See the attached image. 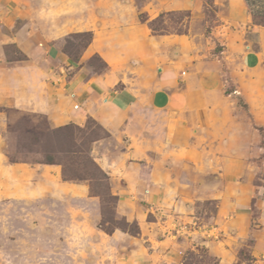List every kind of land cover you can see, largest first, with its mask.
<instances>
[{"label":"rangeland","instance_id":"obj_1","mask_svg":"<svg viewBox=\"0 0 264 264\" xmlns=\"http://www.w3.org/2000/svg\"><path fill=\"white\" fill-rule=\"evenodd\" d=\"M222 2L191 13L162 11L165 0H0V264H175L174 255L177 264H264V59L246 65L243 50L218 40ZM250 16L246 27L225 20L226 36L235 44L244 35L240 46L259 51L255 29L264 25ZM125 24L193 36L182 50L151 47L161 66L176 59L181 78L203 73L206 89L188 98L214 100L209 128L195 119L200 108L183 110L193 134L181 139L180 115L149 107L133 146L93 117L79 124L45 111L79 70L109 71L87 49L97 29ZM73 149L80 166L66 168L83 179L72 181L44 160L69 162ZM228 152L243 160L240 171Z\"/></svg>","mask_w":264,"mask_h":264},{"label":"crops","instance_id":"obj_2","mask_svg":"<svg viewBox=\"0 0 264 264\" xmlns=\"http://www.w3.org/2000/svg\"><path fill=\"white\" fill-rule=\"evenodd\" d=\"M165 2L166 5L161 7L162 11L183 10L196 13L201 9L204 0H165ZM222 5L226 9L224 12L221 11L219 15L224 22L217 24L216 28L213 29V33L216 35V32H223L222 36H218V40L225 44L227 51L230 49L243 50L244 54L241 57L246 65L248 63L260 64L264 59V27L255 29L258 46L260 45L259 51L245 50L240 46L245 41L244 35H241V40H237L233 44L230 41L232 39L226 36L228 25L225 24V20L230 22V28H232V23L242 26L241 20L242 22L245 21L246 27L249 20L251 21V16L244 0H227L226 3L222 2ZM193 19L194 16H191V22ZM185 40L187 42L192 41L193 36L189 34H169L156 37L145 30L143 24L133 26L125 24L111 30L97 29L93 42L87 51L98 53L107 63L109 71L104 74L89 75L88 72L83 73V69L79 70L75 73L76 77L68 83L69 85L61 88L62 93L58 94L57 99L54 94L56 92H52L53 95L49 100L47 99V104H43L45 111H52L55 108L60 111L63 117L79 124L83 123L86 117H93L108 132L116 135L118 139L122 135L127 136L134 146V142L144 136L145 131L141 128L149 107H154L155 110L165 113L175 110L173 112L178 113L181 119L176 130L179 131L181 139H188L193 134L191 121L194 117L189 114L183 115L181 112L194 107L200 108L199 110L203 111V115L198 113L195 119H202L205 126L209 128L214 119H217L215 110L207 107L214 105V100L203 99L202 96L199 98L198 95L197 97L188 98L189 92L195 91L200 94L201 89H206L201 77L203 73L193 72L189 73L186 78H181L177 74L174 63H172L176 62V59H173L172 62L170 59L165 60V64L161 66L155 48L151 47V43L159 41L163 44L169 43L174 47L178 44V48L182 50L183 45L179 44H184ZM169 47L171 46L169 45ZM154 67L158 71L156 79L151 74ZM166 122L169 123L168 120ZM167 132L169 133V131ZM139 133L143 134L142 137ZM196 136L193 135L192 137L195 138ZM182 148L175 149V152L180 156H182ZM187 154L198 161L202 159L197 157L198 154L195 149L191 148ZM228 155L234 158L239 157L230 152H228ZM182 157L180 158L182 159ZM235 161L233 163L236 166L232 165L237 171H240L243 167V160L240 158ZM223 164H226L227 169H225L228 170L231 165V158L226 159V163L223 162ZM230 175L232 179L235 178L233 173ZM164 256L166 257L167 254ZM174 256V262L177 264L178 257L177 255Z\"/></svg>","mask_w":264,"mask_h":264},{"label":"trees","instance_id":"obj_3","mask_svg":"<svg viewBox=\"0 0 264 264\" xmlns=\"http://www.w3.org/2000/svg\"><path fill=\"white\" fill-rule=\"evenodd\" d=\"M244 1H245L246 5L248 7L249 13L252 15L253 20H255L256 23H258V24L264 25V0H244ZM146 20H147L146 18L145 19L143 18L142 21L145 22ZM79 35L87 36V40H86L85 46H87V44H89L91 42L92 38H93L91 31L79 32ZM98 57L100 59H102L100 56H98ZM104 63H105V65H107V63L105 61H104ZM107 67H108V65H107ZM73 152L76 153L77 150L73 149V150H71L68 153L69 156H68L67 159H68L69 162H65L67 160H60V159L56 158L55 155H53V154H46L44 162L47 163V164H61L63 166L62 175H63V178L65 180H72L73 181V180L83 179V178H80V177H78L76 175L73 176V175H69L68 174L69 170H68V168H66L67 164L70 165V163H71L73 168L76 167V164H77V167L80 166V163L78 162V160H79V158L81 156L77 155V160H76L72 156ZM14 160L15 159H13V158L11 159V161H14ZM100 171H102V170L100 169ZM102 173L105 175V173L103 171H102ZM139 232H140L139 228L136 229V230H131L132 234H138Z\"/></svg>","mask_w":264,"mask_h":264}]
</instances>
